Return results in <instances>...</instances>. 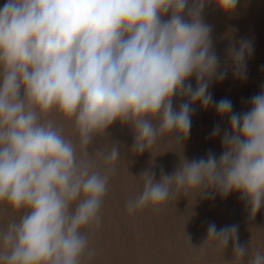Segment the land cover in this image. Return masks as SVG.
Returning a JSON list of instances; mask_svg holds the SVG:
<instances>
[{"label": "clouds", "instance_id": "clouds-1", "mask_svg": "<svg viewBox=\"0 0 264 264\" xmlns=\"http://www.w3.org/2000/svg\"><path fill=\"white\" fill-rule=\"evenodd\" d=\"M207 3L6 0L0 7V202L27 209L0 229V264L91 260L90 236L102 223L101 207L120 155L115 142L110 153L97 149L106 165L100 170L88 152L95 135L106 136L119 121L133 128L138 153L166 133L182 142L196 102L205 108L215 103L218 115L230 118L220 158L209 153L184 159L159 181L143 172V190L126 202L127 212L158 211L171 198L212 189L239 192L255 212L264 206V90L242 113L233 112L228 99L213 100L209 84L226 73H218L211 27L201 18ZM211 3L231 13L238 0ZM250 51L247 41L233 51L237 75H243ZM192 77L195 88L188 83ZM174 96L188 102L176 110ZM54 109L74 120L82 154L63 135V124L49 118ZM219 133L217 126L212 135ZM209 237L225 249L231 240L238 260L248 253L236 225L218 231L211 224ZM247 264H264V251L256 250Z\"/></svg>", "mask_w": 264, "mask_h": 264}, {"label": "rangeland", "instance_id": "rangeland-1", "mask_svg": "<svg viewBox=\"0 0 264 264\" xmlns=\"http://www.w3.org/2000/svg\"><path fill=\"white\" fill-rule=\"evenodd\" d=\"M5 2L0 0V7ZM208 2L201 18L211 27L213 51L219 58L218 73H226L223 80H211L208 92L215 102L230 100L233 112H246L251 98L264 90V0H238L231 13L221 11L212 0ZM185 19H189L186 14ZM242 41L249 42L251 51L245 55L243 75H237L233 51L240 50ZM188 83L195 88V77ZM186 102L187 97L174 96L173 108L178 110ZM49 118L63 124V135L73 142L78 155L82 154L74 120L55 109ZM190 119V130L182 142L174 139L175 133H166L143 153L133 148L135 133L127 124L117 121L107 129L106 136L95 135L88 152L100 170L106 165L97 149L110 153L115 142L120 146V155L101 207L102 223L90 236L89 247L95 254L84 264H247L256 250L264 251V206L255 212L239 192L224 195L212 189L200 195L189 191L169 199L158 211L146 207L133 215L127 212L126 202L143 190V172L155 173L154 179L159 181L162 174L171 175L184 159L206 158L209 153L220 158L223 134L231 130L229 116L218 115L215 103L205 108L196 102L191 105ZM217 126L220 133L213 136ZM26 211L0 202V229H6L13 219L18 221ZM211 224L218 231L237 226L239 244L248 248L243 260L236 258L231 240L225 249L208 238ZM82 231L87 233L89 229Z\"/></svg>", "mask_w": 264, "mask_h": 264}]
</instances>
